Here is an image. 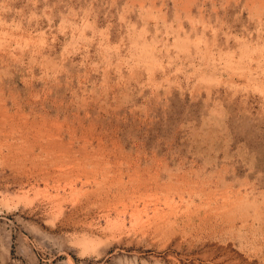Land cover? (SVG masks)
I'll return each instance as SVG.
<instances>
[{
    "label": "rangeland",
    "instance_id": "1",
    "mask_svg": "<svg viewBox=\"0 0 264 264\" xmlns=\"http://www.w3.org/2000/svg\"><path fill=\"white\" fill-rule=\"evenodd\" d=\"M0 264H264V0H0Z\"/></svg>",
    "mask_w": 264,
    "mask_h": 264
}]
</instances>
